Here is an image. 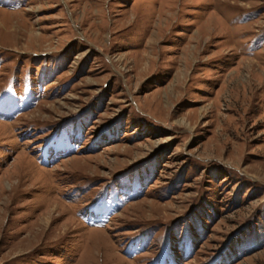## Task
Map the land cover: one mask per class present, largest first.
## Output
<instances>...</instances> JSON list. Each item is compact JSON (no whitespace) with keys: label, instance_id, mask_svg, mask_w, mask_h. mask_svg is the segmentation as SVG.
Masks as SVG:
<instances>
[{"label":"rangeland","instance_id":"1","mask_svg":"<svg viewBox=\"0 0 264 264\" xmlns=\"http://www.w3.org/2000/svg\"><path fill=\"white\" fill-rule=\"evenodd\" d=\"M0 264H264V0H0Z\"/></svg>","mask_w":264,"mask_h":264}]
</instances>
